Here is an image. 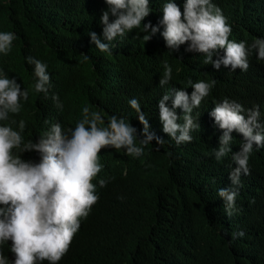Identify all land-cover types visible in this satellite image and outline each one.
<instances>
[{"label":"trees","instance_id":"obj_1","mask_svg":"<svg viewBox=\"0 0 264 264\" xmlns=\"http://www.w3.org/2000/svg\"><path fill=\"white\" fill-rule=\"evenodd\" d=\"M165 2L149 0L151 12L140 28L117 37L110 44L111 53H102L90 43L88 32L107 42L99 22L108 10L105 0H0V32L17 37L7 55L0 53V71L15 77L21 90L29 92V99L21 100L20 113L10 114L0 124L19 130L23 120L24 141L36 142L50 126L45 120L59 122L65 130L74 128L88 107L100 111L105 120L112 115L128 118L139 132L143 126L128 103L135 98L149 131L165 141L161 146L152 141L139 157L126 155L124 149L101 150L102 170L92 181L98 202L87 218H81L58 264H264V147L254 148L250 155V175H241L236 208L227 215L217 193L232 187L229 174L236 165L231 154L219 162L214 158L223 130L209 115L216 103L228 98L246 110L258 106V122L264 128V61L253 52L247 71L223 65L217 70L203 63V54L185 52L187 44L170 52L160 34L162 26L144 41L143 24L157 25ZM171 2L183 12L186 0ZM212 3L232 29L230 40L250 45L255 38L264 39V0ZM222 55L218 50L213 59ZM29 56L47 65L51 76L47 98L34 90V65L25 60ZM165 62L172 68V80L161 87ZM212 79L216 84L209 96L193 110L200 129L190 133L191 142L177 145L162 131L158 101L172 87L190 94L189 80ZM53 95L59 97L62 109ZM166 106L171 108V99ZM175 112L183 115L179 108ZM242 114L247 116V111ZM177 122L183 123L182 118ZM232 136L234 153L242 136L235 131ZM39 158L35 151L21 154L25 161ZM101 179L106 186L100 187ZM240 231L245 235L233 239L232 234ZM10 245L11 241L0 244V254L11 264Z\"/></svg>","mask_w":264,"mask_h":264},{"label":"clouds","instance_id":"obj_2","mask_svg":"<svg viewBox=\"0 0 264 264\" xmlns=\"http://www.w3.org/2000/svg\"><path fill=\"white\" fill-rule=\"evenodd\" d=\"M105 3L108 10L102 12L99 22L103 40L107 42H102L94 31L88 32V36L90 43L100 52L111 53L112 41L140 28L151 9L149 0H105ZM161 11L163 15L157 25L143 24L144 41H148L162 26L160 34L170 52L187 44L185 52L203 54V63H211L217 70L223 65L231 70L247 71L249 56L253 52L257 60L264 61V39L255 38L250 45L230 40L232 29L222 10L212 0H186L183 12L177 4L167 0ZM16 38L13 32H0V53L7 55ZM218 50H223V55L214 60ZM82 55L85 60L89 59ZM25 60L34 65L35 92L44 93L47 98L51 81L47 65L31 56ZM171 80L172 68L165 62L159 86L164 87ZM215 84V79L195 83L189 80L190 94L172 87L158 101L162 131L177 145L191 142L190 133L200 129L193 110L201 106ZM28 99V90H21L15 77L9 78L0 71V122L8 121L10 114H19L21 100ZM52 99L56 101L57 108L62 109L59 97L53 95ZM170 99L171 108L166 106ZM128 103L143 126L139 132L128 118L112 115L105 120L100 111H90L88 107L83 108V117L74 128L65 130L59 122L45 120L44 123L50 126L36 142L31 139L24 141L23 120L19 122V130H14L8 123L0 124V244L11 241L10 252L14 255L11 264H39L45 260L48 264H58L68 252L80 228L81 218H87L99 199L92 181L102 170L99 162L102 149H124L126 155L139 157L144 146L152 141L157 146L164 144L162 137L149 131L150 125L138 100L132 98ZM177 108L182 110V116L176 114ZM245 111L247 116L242 114ZM209 115L223 130L219 146L213 149L214 158L219 162L231 154L236 165L229 174L232 187L220 189L217 193L224 200L226 214L232 216L240 177L250 175V155L254 148L264 147V128L258 122V106L246 110L228 98L216 103ZM181 118L183 123H178ZM234 131L242 136V141L239 151L233 153ZM33 151L39 154L38 162L21 159L22 153ZM106 183L103 179L99 181L100 187ZM244 235L240 231L233 233L232 237L236 239ZM0 264H10L3 254H0Z\"/></svg>","mask_w":264,"mask_h":264}]
</instances>
